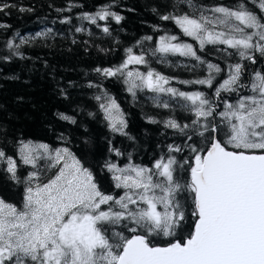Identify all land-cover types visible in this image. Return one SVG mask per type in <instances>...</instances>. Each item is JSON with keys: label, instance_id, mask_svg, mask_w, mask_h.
Returning <instances> with one entry per match:
<instances>
[{"label": "snow or ice", "instance_id": "6c2138e0", "mask_svg": "<svg viewBox=\"0 0 264 264\" xmlns=\"http://www.w3.org/2000/svg\"><path fill=\"white\" fill-rule=\"evenodd\" d=\"M15 7L0 0V13ZM169 7L163 14L152 11L195 45L165 32L147 54L167 66H172L169 56L188 58L195 63L176 66L190 72L203 69L205 76H166L150 66L144 51L136 54L132 47L125 49L120 65L93 71L105 79L122 78L134 99L138 90L153 93L152 104L173 115L162 121L149 115L147 121L174 130L184 143L167 145L151 166L133 163L131 153L124 166L105 160L101 170L111 175L121 194L102 191L93 170L68 146L19 140L21 165L32 168L23 177L18 174L21 165L0 148L8 179L23 187L18 204L0 197V264H264V69L249 70L264 61V0L230 5L172 0ZM79 18L102 28L106 36H111L110 27L98 21L111 18L119 24L124 19L107 5ZM61 23H71V18ZM51 33L49 28L35 37H20L18 44L10 39L6 47L24 59L21 46ZM152 40L148 35L136 43ZM208 46L220 54L224 68L199 54ZM173 80L206 86L212 94L182 91L171 86ZM88 87L101 86L90 82ZM94 99L110 131L134 139L116 99L106 91ZM170 101L194 118L177 120ZM57 115L77 123L73 116ZM58 139L70 143L63 134ZM185 151L188 155L178 158ZM109 152L124 155L111 146Z\"/></svg>", "mask_w": 264, "mask_h": 264}, {"label": "trees", "instance_id": "16d2710c", "mask_svg": "<svg viewBox=\"0 0 264 264\" xmlns=\"http://www.w3.org/2000/svg\"><path fill=\"white\" fill-rule=\"evenodd\" d=\"M17 7L0 13V148L7 155L21 161L18 154V141L31 140L43 142L53 148L68 146L78 158L93 170L101 190L106 193L121 194V190L114 189L111 175L101 170L105 160L124 166L128 163V154H132V162L151 166L155 159L167 151V145H182L184 138L172 129H166L162 123L151 124L146 116H154L162 121L173 112L168 109L155 107L149 97L154 95L137 91L136 98L127 91V85L122 78H102L93 69L96 67H116L126 57L125 49L132 47L136 54L149 48H154L160 35L165 32L180 36L181 40L194 43L189 37L183 36L174 23L162 21L152 9L156 8L163 14L171 11L172 0H8ZM206 5L224 3L232 4L234 0H197ZM256 0H252L254 4ZM76 5L68 11L69 5ZM109 6L124 17L117 24L111 18L105 23L111 29V36H106L102 28L89 21L80 19L81 13H95L102 6ZM251 6V5H250ZM19 7L31 8L30 12H20ZM63 9L64 11H57ZM187 10V9H185ZM65 17L71 18V23H61ZM153 25L159 30L154 31ZM76 27L85 31L75 32ZM52 29L48 37H37L29 44L23 45L20 51L26 58L13 56L6 47L10 39L19 43L20 37H35L37 32ZM91 32V35H89ZM18 34V35H17ZM151 35L152 41L138 40ZM73 40L76 42L73 43ZM198 47V45H196ZM203 58L225 67L220 54L212 46L199 53ZM10 56L8 60L3 59ZM150 66L169 77L181 80L203 77L206 71L200 69L190 72L184 67L176 65L195 63L188 58L169 56L172 66L157 62L158 57L147 54ZM155 59V60H154ZM235 62V61H232ZM132 66V65H130ZM144 71L147 66L140 65ZM264 69V61L256 65H249V70ZM223 75V74H222ZM220 79V78H218ZM101 87L89 88V83ZM173 87L182 91L212 90L200 85H182L172 81ZM63 90V93H61ZM106 91L116 99L120 105L128 127L126 131L130 137L113 133L107 126L103 114L99 109V102L94 99ZM147 93V94H146ZM228 98V97H225ZM235 99V96L231 97ZM176 109L175 118L182 123L190 122L194 118L190 113ZM57 113H64L75 117L77 123L71 124L61 120ZM88 113H94L89 116ZM6 130V131H5ZM63 134L70 143L58 139ZM118 148L122 153L116 157L109 152V147ZM181 155H188L187 151ZM41 161V166H43ZM6 165L0 162V197L11 203H19L22 199L23 187L15 185L4 171ZM32 171L30 165H21L18 174L23 177ZM160 242V241H157Z\"/></svg>", "mask_w": 264, "mask_h": 264}, {"label": "rangeland", "instance_id": "374dc122", "mask_svg": "<svg viewBox=\"0 0 264 264\" xmlns=\"http://www.w3.org/2000/svg\"><path fill=\"white\" fill-rule=\"evenodd\" d=\"M130 68H139L140 71H144L143 68L140 67V65L136 66V65H132V66H129ZM162 99H167L166 96H163ZM125 116V115H124ZM41 163V162H40Z\"/></svg>", "mask_w": 264, "mask_h": 264}, {"label": "bare ground", "instance_id": "6f19581e", "mask_svg": "<svg viewBox=\"0 0 264 264\" xmlns=\"http://www.w3.org/2000/svg\"><path fill=\"white\" fill-rule=\"evenodd\" d=\"M155 60V59H154ZM147 94V93H146ZM110 95V94H109Z\"/></svg>", "mask_w": 264, "mask_h": 264}]
</instances>
